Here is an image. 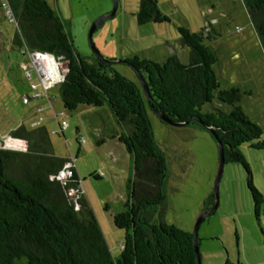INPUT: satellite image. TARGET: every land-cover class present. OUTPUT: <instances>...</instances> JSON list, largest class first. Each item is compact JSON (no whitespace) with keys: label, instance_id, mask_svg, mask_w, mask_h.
Segmentation results:
<instances>
[{"label":"trees","instance_id":"obj_1","mask_svg":"<svg viewBox=\"0 0 264 264\" xmlns=\"http://www.w3.org/2000/svg\"><path fill=\"white\" fill-rule=\"evenodd\" d=\"M243 1L264 50V0ZM9 2L18 21L13 44L67 63L58 83L65 109H108L121 129L113 137L132 156L134 173L125 208L114 215V224L125 230L121 253L114 257L76 167L66 183L51 178L70 160L55 154L47 128L20 125L12 130L11 136L27 140L28 150L0 148V264H197L193 233L165 219L167 156L155 139L147 105L176 122L208 128L222 143L225 162L246 168L259 214L263 196L240 146L264 149V132L240 105L244 91L236 85L221 88L215 71L219 57L205 44L211 39L207 27H179L181 44L190 49L187 63L176 54L162 62L138 55L124 60L145 78L149 99L142 85L115 70V59L109 62L95 51L89 58L81 55L67 22L48 0ZM137 19L140 24L169 20L158 0H140ZM215 97L229 109L204 111ZM71 188L78 190L76 195ZM214 204L213 191L203 212Z\"/></svg>","mask_w":264,"mask_h":264},{"label":"rangeland","instance_id":"obj_2","mask_svg":"<svg viewBox=\"0 0 264 264\" xmlns=\"http://www.w3.org/2000/svg\"><path fill=\"white\" fill-rule=\"evenodd\" d=\"M48 1L67 22L79 53L89 58L94 52L91 27L113 10L114 0ZM139 3L140 0H118L116 14L104 20L93 34L99 52L115 59V70L142 85L138 72L124 61L126 58L138 55L162 62L176 54L187 63L190 49L181 44L179 27L191 31L207 27L206 34L210 33L211 39L207 38L205 44L219 57L215 71L221 88L236 85L244 91L240 105L264 132V50L244 1L158 0L161 12L169 20L145 24L137 19ZM0 28V139L20 125L45 126L55 154L72 161L78 170L82 190L112 255L118 257L125 230L114 224V215L125 208L130 193L128 180L134 173V160L124 144L108 136L121 129L109 121L95 122L88 105L72 111L65 109L59 84L45 89L33 64L29 67L32 77H26L22 63H31V56L25 54V46L13 44L16 27L2 12ZM66 64L59 63L61 72L67 69ZM33 83L38 88H32ZM37 91L47 92L50 101L48 97L33 98ZM27 96L29 102L24 101ZM38 105L45 108L36 111ZM216 108L229 109L215 97L204 111ZM147 109L155 139L167 156L165 219L193 233L203 213L204 200L215 188L220 161L218 141L203 125L169 124L148 105ZM62 120L69 124L63 134L59 128ZM100 133L106 142H98ZM240 150L249 164L252 182L263 196L259 214L246 168L241 163H226L219 183L217 210L198 230L201 264H264V149L243 143Z\"/></svg>","mask_w":264,"mask_h":264},{"label":"built area","instance_id":"obj_3","mask_svg":"<svg viewBox=\"0 0 264 264\" xmlns=\"http://www.w3.org/2000/svg\"><path fill=\"white\" fill-rule=\"evenodd\" d=\"M0 7L3 11V15L5 16L6 19H8L11 23H13L15 26L18 25V21L17 18L15 16L14 10L12 5L10 4L9 0H0ZM25 54H29L31 56L32 62L30 63L29 61H24L22 63V67L23 70L25 71V75L28 78L32 77V74L29 72V67L33 64L38 73H39V77L41 79V83L44 85L45 89H49L52 85L58 84L59 82H61L62 80H64L65 74L67 72V69L63 72H61L59 63L61 61H59L57 59V65L59 66L60 69V73L61 76L53 81H50L48 76V72L47 70L39 63L37 62L36 58L38 57V55H53L50 53H43V52H31L30 50H28L25 47L24 50ZM53 57V56H52ZM55 60V59H54ZM38 84L33 83L32 84V88H38ZM46 90V91H47ZM44 97H48V99L50 100L51 98L48 96L47 92H42V91H37L36 94H34L33 98L38 99V98H44ZM24 101L25 102H29L30 101V97H24ZM45 108L44 105H38V110H43ZM39 124V122L37 123ZM68 122L66 120H62L59 121V128L61 133H64V130L68 127ZM55 133H59V129H56L54 131ZM80 140V139H79ZM20 142V143H18ZM0 148L3 149H11V150H17V151H27L28 150V142L25 139L22 138H16L13 137L11 135H8L6 137H3L2 139H0ZM74 163L72 161H69L68 163H66V165L64 166V168L59 172V174L51 176V178H57L62 180L64 183H66V181L72 176L73 172H72V168H74ZM78 192L77 189L71 188L70 190V194L71 195H76ZM122 245V244H121Z\"/></svg>","mask_w":264,"mask_h":264},{"label":"water","instance_id":"obj_4","mask_svg":"<svg viewBox=\"0 0 264 264\" xmlns=\"http://www.w3.org/2000/svg\"><path fill=\"white\" fill-rule=\"evenodd\" d=\"M117 8H118V0H114V7H113V10L107 14V15H104V16H101L100 18H98L92 25L91 27V31H90V41H91V44H92V47L94 48V51L96 52V54H99V55H102L99 50L96 48L95 46V43L93 41V34L95 32V30L100 26L102 25V22L108 18H112L115 14H116V11H117ZM53 58L55 59V61L57 62V58L52 55ZM103 56V55H102ZM107 61H111L109 58L103 56ZM138 72V71H137ZM139 77L141 79V83H142V86L145 90V93L147 95V97L150 99V92L148 90V86H147V83H146V80L145 78L142 76L141 73H139ZM159 117L168 122L169 124H173V125H177V126H181V125H186L188 124V121H185V122H176L170 118H168L167 116H165V114L163 113H158ZM193 119H197V120H200L198 117H192ZM218 144H219V150H220V161H219V168H218V173H217V177H216V180H215V188H214V192H215V204L214 206L208 210V211H205L203 212L197 222H196V225H195V229H194V232H193V240H194V245H195V250L197 252V264H201V254H200V250H199V240H198V230H199V227L201 225V223L207 218L209 217L211 214H213L216 210H217V207H218V204H219V183H220V180H221V176H222V173H223V170H224V166L226 164L225 162V159H224V150H223V145L220 141H218Z\"/></svg>","mask_w":264,"mask_h":264},{"label":"crops","instance_id":"obj_5","mask_svg":"<svg viewBox=\"0 0 264 264\" xmlns=\"http://www.w3.org/2000/svg\"><path fill=\"white\" fill-rule=\"evenodd\" d=\"M47 101H50L49 99ZM50 103V102H49ZM88 109H89V112L91 113V118H93V120L95 122H99V123H104V122H110L111 124H113V126H117L116 122L114 121V118L111 114V112L106 109V108H95V107H91V106H88ZM38 110V106L36 108V111ZM38 126V125H37ZM35 126V127H37ZM94 127L96 125H93ZM95 129H97L95 127ZM56 130V129H55ZM118 132V130H114L112 131L108 136L113 140L115 141L116 143H122L117 137H113L116 133ZM10 135V134H9ZM99 136L101 137L102 134L100 133ZM105 141V140H104ZM106 142V141H105ZM104 142V143H105ZM78 171V170H77ZM79 173V172H78ZM98 174V173H96Z\"/></svg>","mask_w":264,"mask_h":264},{"label":"bare ground","instance_id":"obj_6","mask_svg":"<svg viewBox=\"0 0 264 264\" xmlns=\"http://www.w3.org/2000/svg\"><path fill=\"white\" fill-rule=\"evenodd\" d=\"M36 60L47 70L50 81L56 80L61 76L59 66L51 55H38Z\"/></svg>","mask_w":264,"mask_h":264}]
</instances>
